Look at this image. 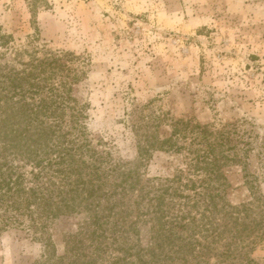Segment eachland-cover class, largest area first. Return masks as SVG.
Wrapping results in <instances>:
<instances>
[{"label": "trees", "instance_id": "trees-1", "mask_svg": "<svg viewBox=\"0 0 264 264\" xmlns=\"http://www.w3.org/2000/svg\"><path fill=\"white\" fill-rule=\"evenodd\" d=\"M12 41L0 29V232L26 229L45 240L38 264L255 262L264 217L226 197L223 168L240 161L229 152L232 130L178 119L162 139L148 122L136 125L140 163L154 150L187 152L172 178L144 180L139 163L115 162L94 147L74 95L82 77L76 55ZM75 215L83 218L64 234L59 255L51 226ZM140 223L151 225L148 246Z\"/></svg>", "mask_w": 264, "mask_h": 264}, {"label": "rangeland", "instance_id": "rangeland-1", "mask_svg": "<svg viewBox=\"0 0 264 264\" xmlns=\"http://www.w3.org/2000/svg\"><path fill=\"white\" fill-rule=\"evenodd\" d=\"M31 3L0 0V29L14 48L76 55L82 77L74 95L96 149L161 181L186 167L187 152L154 150L140 163L136 125L148 122L162 139L178 119L229 128L236 147L229 152L240 161L223 168L226 197L264 217V0H40L34 10ZM82 218L51 226L59 255ZM139 229L148 246L150 223ZM30 233L0 232V264L43 259L46 242ZM253 257L264 264V241Z\"/></svg>", "mask_w": 264, "mask_h": 264}]
</instances>
